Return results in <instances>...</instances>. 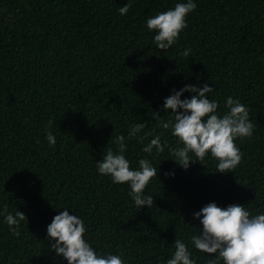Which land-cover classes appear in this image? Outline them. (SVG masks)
Segmentation results:
<instances>
[{
	"label": "trees",
	"instance_id": "trees-1",
	"mask_svg": "<svg viewBox=\"0 0 264 264\" xmlns=\"http://www.w3.org/2000/svg\"><path fill=\"white\" fill-rule=\"evenodd\" d=\"M176 2L132 0L121 15L127 0H0V208L25 214L18 234L0 217V264H67L46 239L63 207L84 220L94 248L127 264H165L175 239L206 264L208 254L191 246L195 211L213 201L264 211V0H195L176 43L158 49L146 19ZM205 81L210 98L232 95L249 109L254 131L234 141L238 166L216 171L209 155L184 169L167 148L142 152L145 132L175 146L160 127L170 119L163 98ZM141 120L147 127L127 142L126 156L133 167L147 157L158 172L145 188L153 204L137 210L128 185L99 174L95 161ZM49 122L54 145L45 139Z\"/></svg>",
	"mask_w": 264,
	"mask_h": 264
},
{
	"label": "clouds",
	"instance_id": "clouds-1",
	"mask_svg": "<svg viewBox=\"0 0 264 264\" xmlns=\"http://www.w3.org/2000/svg\"><path fill=\"white\" fill-rule=\"evenodd\" d=\"M131 4L132 0H127L118 9L119 13L127 14ZM196 7L195 0H177L174 7L149 16L145 23L147 29L153 32L152 45L163 50L172 47L181 31L187 27L188 14ZM190 52L188 48L180 54L188 57ZM212 91L213 85L207 81L202 86L185 83L179 89L173 88L163 98L162 104L170 119H161L160 127L170 130L176 138L175 146H169L159 133L152 135L145 132L140 139L151 138L142 145L141 151L155 155L164 153L167 148L169 158L184 169L190 166V162L201 161L209 155L217 161L216 171L235 169L242 154L234 141L236 138L251 137L254 124L249 117L248 107L238 97L228 95L218 101L209 97ZM185 92L191 95L182 99ZM221 103L224 110L220 109ZM146 127L142 120L129 124L127 135L118 133L112 138L115 149L108 147L103 152V158L95 161L99 174L108 176L114 184L128 185V195L137 210L153 204L154 198L145 192V188L151 178L157 177L158 168L147 157L139 158L138 166L133 167L126 150L127 142L138 137ZM50 128L51 122L46 129L45 139L54 145L56 136ZM165 175L174 176L175 172L168 170ZM69 208L63 207L47 225L46 239L56 256H62L67 264H127L120 254L101 253L94 248L87 239L84 220L77 214H70ZM192 215L199 224L196 226L198 231L190 237L191 246L208 254L206 264H264V211L253 213L245 204L219 206L213 201ZM0 217L10 232L18 234L25 214L17 209L14 213L8 211V205L4 204L0 208ZM173 244L174 251L165 264H197L185 241L175 239Z\"/></svg>",
	"mask_w": 264,
	"mask_h": 264
}]
</instances>
